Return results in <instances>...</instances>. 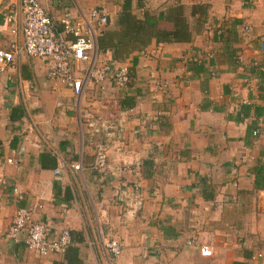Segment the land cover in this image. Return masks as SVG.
Here are the masks:
<instances>
[{
    "label": "crops",
    "instance_id": "0c3cea01",
    "mask_svg": "<svg viewBox=\"0 0 264 264\" xmlns=\"http://www.w3.org/2000/svg\"><path fill=\"white\" fill-rule=\"evenodd\" d=\"M16 2L0 0L2 49L11 39ZM37 2L59 29L65 17L78 23L91 9L104 11L110 25L122 4ZM249 3L258 5L254 0H132L138 16L174 4L186 12L197 4L209 10L191 43L153 41L130 53L124 64L131 83L119 89L110 79L89 82L78 105L68 88L46 78L43 61L15 59L0 76V264H66L64 254L41 257L29 251L23 234L17 243L5 238L17 209L29 210L51 239L68 231V247L76 251L68 254L71 264H264L259 220L264 190L253 191L251 175L257 164L264 166V127L259 136L248 135L264 119H236L242 102L262 104L261 93L244 85L251 66L264 68L256 43L245 44L238 36L242 8ZM205 53L214 59L195 65L194 57ZM96 64L119 63L97 49ZM152 76L167 83L165 92L154 90ZM125 98L134 99L132 107L121 105ZM86 113L96 127L115 121L123 127L122 147L109 150L103 176L92 164L94 145L103 143L104 135L88 127ZM59 161L63 168L55 176ZM72 164L80 170L73 171ZM113 240L121 251L117 257L105 247ZM200 247H208L211 256L201 257ZM244 250L252 251L249 260Z\"/></svg>",
    "mask_w": 264,
    "mask_h": 264
},
{
    "label": "built area",
    "instance_id": "2783aa9c",
    "mask_svg": "<svg viewBox=\"0 0 264 264\" xmlns=\"http://www.w3.org/2000/svg\"><path fill=\"white\" fill-rule=\"evenodd\" d=\"M261 0H254L259 3ZM14 15L11 16L14 27L10 31L11 39L6 49L0 48V76L6 73L14 65L19 56L38 58L45 66L46 78L59 85L68 88L78 105L85 86L92 82L102 85L110 79L116 88H124L131 83L132 74L126 64H96L97 29L108 22L107 14L99 9H91L87 14H82L81 22L72 23L68 18L61 20V29L53 22L51 17L38 4L37 0H17L14 5ZM247 30V29H246ZM220 36L221 31L216 30ZM67 36L70 39H67ZM260 51L264 53V38L261 39ZM213 58L211 53L196 55L192 60L195 65ZM74 64L83 65L76 68ZM151 83L156 92H165L168 85L156 76L151 77ZM245 89L252 91L257 89L258 80L250 77L244 81ZM235 97V96H234ZM242 105H249L242 102ZM161 113L157 112L156 117ZM88 127L94 133L102 132L104 142L94 145V158L92 171L103 176L108 169V152L111 149L120 151L122 147L123 127L120 122H101L98 127L93 123L92 114L86 113ZM261 117L259 120H263ZM1 123V115H0ZM264 124L258 125L252 130V137H257L263 131ZM8 163H11L9 160ZM63 168L62 161L58 162V168L54 171L59 176ZM73 171L80 170V164H72ZM140 200L137 206H140ZM23 234L24 246L29 250L44 257L48 255H62L69 243L68 231L61 232L56 239H51L47 228L32 219L31 212L25 209H17L13 215L5 238L13 242H19ZM106 249L114 256L120 255V247L117 241H110L105 245ZM212 251L208 247H200L201 257H210Z\"/></svg>",
    "mask_w": 264,
    "mask_h": 264
},
{
    "label": "trees",
    "instance_id": "16d2710c",
    "mask_svg": "<svg viewBox=\"0 0 264 264\" xmlns=\"http://www.w3.org/2000/svg\"><path fill=\"white\" fill-rule=\"evenodd\" d=\"M208 10L207 4H197L186 12L184 6L174 4L162 12H144L138 16L133 12L132 0H122L121 11L116 18L110 25L107 22L105 26L98 29L97 49L101 53L110 52L114 62L124 64L130 53L144 50L153 41L157 45L189 44L193 36L203 30ZM162 24H169L170 29L162 28ZM249 73L251 77L258 80L257 90L261 93L262 104L239 105L236 119L240 121L248 117H253L255 120L264 117V68L251 66ZM133 104V98H125L121 102V105L127 108L132 107ZM248 131V135H252V129ZM251 175L253 176V191L264 190V166L260 163L257 164L251 170ZM69 253L74 255L76 251L67 247L64 253L66 264H71ZM242 255L244 259L249 260L252 251L244 250Z\"/></svg>",
    "mask_w": 264,
    "mask_h": 264
},
{
    "label": "rangeland",
    "instance_id": "374dc122",
    "mask_svg": "<svg viewBox=\"0 0 264 264\" xmlns=\"http://www.w3.org/2000/svg\"><path fill=\"white\" fill-rule=\"evenodd\" d=\"M259 3L256 6L252 3H249V5H246L248 8H242V10H244L242 13L247 15H243L244 22L238 27V36L243 43L245 42V44L256 43L258 52L260 54L259 56L263 58L264 53H261L260 51L261 49L259 47V41L261 44V39L264 38V0H261ZM248 10L249 12H245ZM261 21L263 24L260 25ZM261 215L263 216H260L259 220L263 219L261 222L264 226V213H261ZM261 247L263 248V246Z\"/></svg>",
    "mask_w": 264,
    "mask_h": 264
}]
</instances>
